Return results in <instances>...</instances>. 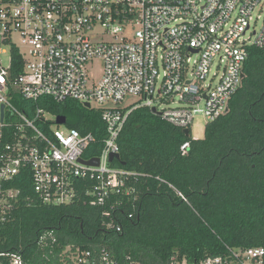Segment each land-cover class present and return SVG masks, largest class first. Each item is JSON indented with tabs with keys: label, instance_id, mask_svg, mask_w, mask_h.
<instances>
[{
	"label": "built area",
	"instance_id": "obj_1",
	"mask_svg": "<svg viewBox=\"0 0 264 264\" xmlns=\"http://www.w3.org/2000/svg\"><path fill=\"white\" fill-rule=\"evenodd\" d=\"M263 9L264 0H0V55L9 54L0 59V229L24 197L15 186L22 176L32 189L28 203H82L98 209L103 228L117 234L122 217L139 213L141 178L187 201L165 179L116 167L119 160L110 157L120 155L121 133L137 109L155 108L163 121L189 131L197 114L207 124L226 115L249 49L264 48V17L255 16ZM13 49L23 62L17 74ZM99 61L96 79L90 72ZM13 94L30 107L15 106ZM130 97L137 100L123 105ZM43 99L100 110V147L94 134L58 124L39 105ZM54 122L65 130L54 131ZM190 145H181L182 156ZM94 159L98 166L81 162ZM47 239L57 242L54 231L41 244ZM62 255V264H117L106 249L68 246ZM2 258L26 264L19 254H0V264ZM171 264H264V248L227 246L225 256L195 263L174 257Z\"/></svg>",
	"mask_w": 264,
	"mask_h": 264
},
{
	"label": "trees",
	"instance_id": "obj_2",
	"mask_svg": "<svg viewBox=\"0 0 264 264\" xmlns=\"http://www.w3.org/2000/svg\"><path fill=\"white\" fill-rule=\"evenodd\" d=\"M14 73L22 70V57L13 49ZM242 87L233 96L229 112L206 125L203 139L186 136L149 108L129 115L119 139L116 167L161 177L168 185L141 178L139 213L122 217L123 233L103 228L100 211L76 203L49 206L28 203L32 189L24 176L15 183L23 199L10 222L0 229V254H19L26 264H62L68 246L106 249L117 264H171L174 257L191 263L225 256L227 246L264 248V48L252 47L245 64ZM19 109L28 102L13 94ZM53 115L64 116L68 126L92 133L99 143L105 125L100 110L79 102L39 103ZM191 134V132H190ZM190 141L186 156L180 153ZM125 163V165L122 164ZM24 177V178H23ZM54 231L57 242L41 244ZM9 264L8 258L1 259Z\"/></svg>",
	"mask_w": 264,
	"mask_h": 264
},
{
	"label": "rangeland",
	"instance_id": "obj_3",
	"mask_svg": "<svg viewBox=\"0 0 264 264\" xmlns=\"http://www.w3.org/2000/svg\"><path fill=\"white\" fill-rule=\"evenodd\" d=\"M258 15H261L262 17H264V9L256 11L255 16L258 17ZM262 22H263L262 20H258V23H257L258 28L261 27ZM8 56H9L8 53L5 55H0V59H2V61L5 63L8 60ZM101 69H102V63H101V61H99V62H97L96 67L94 69H91V72H90L91 76L93 78L98 79L101 76ZM136 100H137L136 97H130L125 101V103L123 105H130L131 103H134ZM173 106H175V105H173ZM47 117H48V119L55 121V117H53V116H47ZM206 125H207V122H206L204 116L202 114H197L195 119H194L193 124L190 127L191 137L193 139H203L205 136ZM52 129L54 131H57V130L64 131L65 130V128L63 126H58L56 124V122L53 123Z\"/></svg>",
	"mask_w": 264,
	"mask_h": 264
},
{
	"label": "water",
	"instance_id": "obj_4",
	"mask_svg": "<svg viewBox=\"0 0 264 264\" xmlns=\"http://www.w3.org/2000/svg\"><path fill=\"white\" fill-rule=\"evenodd\" d=\"M86 107H90L89 104L86 105ZM152 112L156 114V109H152ZM4 116V114H3ZM67 122V119L66 117L64 116H58L57 118V123L58 124H65ZM184 133L186 134V136H190V131L188 129L184 130ZM114 159H117V160H121V156L116 154V155H111L110 157V161H114ZM83 164H86V165H91V166H98L99 164V159H94V160H91V161H81ZM123 165H125L124 162H122Z\"/></svg>",
	"mask_w": 264,
	"mask_h": 264
}]
</instances>
